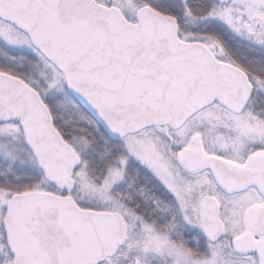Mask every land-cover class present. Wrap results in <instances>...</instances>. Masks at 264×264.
Here are the masks:
<instances>
[{
    "label": "snow or ice",
    "instance_id": "obj_1",
    "mask_svg": "<svg viewBox=\"0 0 264 264\" xmlns=\"http://www.w3.org/2000/svg\"><path fill=\"white\" fill-rule=\"evenodd\" d=\"M0 264H264V0H0Z\"/></svg>",
    "mask_w": 264,
    "mask_h": 264
}]
</instances>
